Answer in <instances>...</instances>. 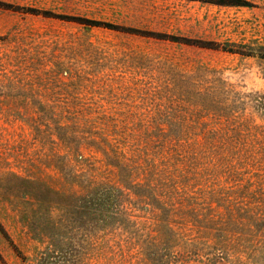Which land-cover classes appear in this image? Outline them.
<instances>
[{"label":"rangeland","instance_id":"rangeland-1","mask_svg":"<svg viewBox=\"0 0 264 264\" xmlns=\"http://www.w3.org/2000/svg\"><path fill=\"white\" fill-rule=\"evenodd\" d=\"M0 2V264H264V0Z\"/></svg>","mask_w":264,"mask_h":264},{"label":"trees","instance_id":"trees-1","mask_svg":"<svg viewBox=\"0 0 264 264\" xmlns=\"http://www.w3.org/2000/svg\"><path fill=\"white\" fill-rule=\"evenodd\" d=\"M0 7H5V8H16L14 7V5L10 4V3H6V2H0ZM88 23L90 24H106V25H109V26H115L116 25H113L112 23H107V22H102V21H96V20H89L88 19ZM202 47H209V48H218V47H215V43H212L210 41H201V43H196ZM220 46V45H218ZM223 50L225 51H229V52H236V53H241V54H245V55H250L251 53H247L246 51H243L241 49H236V48H233V47H228L226 45H223L222 47ZM264 57V55H263Z\"/></svg>","mask_w":264,"mask_h":264}]
</instances>
